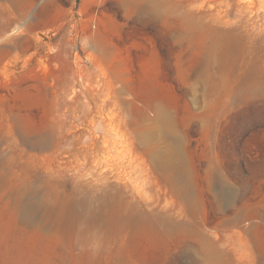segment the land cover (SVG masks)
Returning a JSON list of instances; mask_svg holds the SVG:
<instances>
[{"label":"rangeland","instance_id":"obj_1","mask_svg":"<svg viewBox=\"0 0 264 264\" xmlns=\"http://www.w3.org/2000/svg\"><path fill=\"white\" fill-rule=\"evenodd\" d=\"M1 171L0 264H264V0H0Z\"/></svg>","mask_w":264,"mask_h":264},{"label":"bare ground","instance_id":"obj_2","mask_svg":"<svg viewBox=\"0 0 264 264\" xmlns=\"http://www.w3.org/2000/svg\"><path fill=\"white\" fill-rule=\"evenodd\" d=\"M168 122L165 123V127H167V128H169L170 124H171ZM170 129H171V127H170ZM169 131L171 132V130H169ZM49 144L50 145L53 144V141H52L51 137L47 134L39 136L36 140L33 141V145L38 147V148L49 146ZM180 157L175 152L168 150L161 157L162 160L160 163L166 169L167 173H169V175L171 177H180L183 180L184 184H186V183H188L186 180L188 179L187 177H189L188 176L189 171H188L187 165L185 164L183 159ZM0 177H5V179H6L9 176L5 171H1ZM13 191L15 192V190H12L9 195H10V197L15 199V202L18 206V213H19V215H22V213L26 212L25 205L23 202H21V199L19 198V196L15 195V193Z\"/></svg>","mask_w":264,"mask_h":264},{"label":"crops","instance_id":"obj_3","mask_svg":"<svg viewBox=\"0 0 264 264\" xmlns=\"http://www.w3.org/2000/svg\"><path fill=\"white\" fill-rule=\"evenodd\" d=\"M120 46L122 45V44H119Z\"/></svg>","mask_w":264,"mask_h":264}]
</instances>
